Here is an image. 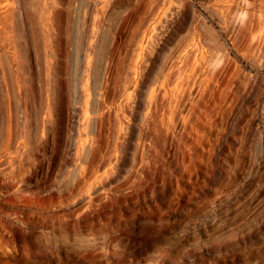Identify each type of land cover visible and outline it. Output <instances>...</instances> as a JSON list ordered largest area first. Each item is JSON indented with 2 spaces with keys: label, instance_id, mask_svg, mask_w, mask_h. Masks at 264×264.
<instances>
[{
  "label": "rangeland",
  "instance_id": "obj_1",
  "mask_svg": "<svg viewBox=\"0 0 264 264\" xmlns=\"http://www.w3.org/2000/svg\"><path fill=\"white\" fill-rule=\"evenodd\" d=\"M104 1L71 0L72 22L98 17L93 61L102 34L114 35L119 24L112 9L101 14L86 8ZM186 1L189 9L175 10L185 24L175 26L168 46L195 37L208 79L205 90L193 96L183 120L172 119L170 100L160 98L163 107L145 127L139 104L152 81L141 84L132 98L135 116L127 112L122 120L118 158L99 190L85 192L84 200L77 201L72 180L76 129L70 124L59 133L47 150L39 194L22 193L21 199L0 187V264H264V0H247L228 14L220 13L215 0ZM48 6L23 10L36 84L42 72L33 47L42 46L44 19L53 22ZM222 21L230 23V33ZM12 29L6 26L9 35ZM119 37L123 43L115 59L125 71L135 44L127 43L128 32ZM64 38L68 83L81 75L89 83L94 64L76 75L73 36ZM3 70L1 62L4 77ZM43 96L37 92L38 114ZM57 152L64 153L65 163L52 175Z\"/></svg>",
  "mask_w": 264,
  "mask_h": 264
},
{
  "label": "bare ground",
  "instance_id": "obj_2",
  "mask_svg": "<svg viewBox=\"0 0 264 264\" xmlns=\"http://www.w3.org/2000/svg\"><path fill=\"white\" fill-rule=\"evenodd\" d=\"M215 3L220 13L228 14L237 13L247 5V0H215ZM28 5L47 9L48 2L4 0L0 4V63L4 64V77L0 72V187L21 199L22 193L39 194L49 145H54L59 133L71 124L76 129L77 144L75 154L72 153L77 161L72 174V180L76 179L74 193L77 201L84 200L85 192L99 190L104 176L110 174L118 158L119 141L126 127L122 120L127 112L135 116L132 98L141 84L152 81L151 89L145 93L147 99L139 104L143 110L139 122L145 127L155 109L163 107L158 104L160 98L170 100L172 119L183 120L193 96L205 90L208 79L202 72L204 62L195 37L191 35L182 43L168 46L176 34L175 26L185 24L182 14L175 10L189 9V4L186 0H105L98 8L95 2H90L86 7L90 12L97 10L102 14L112 9L119 21L114 35L107 31L102 34L93 61L90 50L97 42L98 17L92 15L89 23L81 21L79 16L72 22L71 0H50L48 7L53 22L44 19L40 31L42 46L33 47L42 72L37 84L30 69L29 50L24 44L27 35L23 22L28 14L23 10ZM222 24L230 33V23L222 21ZM6 26H12V35ZM122 32L129 34L127 43L135 44L125 71L123 61L115 59L123 43L119 37ZM69 33L74 43L73 72L85 73L94 64L89 83L87 79H80L82 75L72 85L66 79L67 69L62 58L67 56L64 35ZM161 50L166 54H161ZM19 56L25 59L24 63L19 61ZM15 59L18 68H15ZM46 61L48 64L44 66ZM37 92L44 95L39 114ZM138 136L140 142L141 134ZM64 163V153L57 152L52 175ZM24 199L33 202L29 196ZM28 215L24 213L22 217Z\"/></svg>",
  "mask_w": 264,
  "mask_h": 264
}]
</instances>
